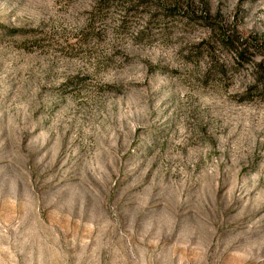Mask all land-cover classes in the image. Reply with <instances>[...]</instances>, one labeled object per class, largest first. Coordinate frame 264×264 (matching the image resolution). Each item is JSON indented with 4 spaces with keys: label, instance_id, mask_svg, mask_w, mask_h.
I'll list each match as a JSON object with an SVG mask.
<instances>
[{
    "label": "rangeland",
    "instance_id": "374dc122",
    "mask_svg": "<svg viewBox=\"0 0 264 264\" xmlns=\"http://www.w3.org/2000/svg\"><path fill=\"white\" fill-rule=\"evenodd\" d=\"M0 264H264V0H0Z\"/></svg>",
    "mask_w": 264,
    "mask_h": 264
}]
</instances>
